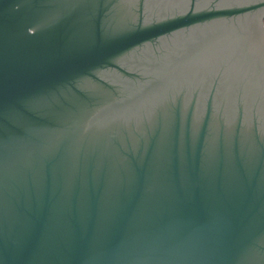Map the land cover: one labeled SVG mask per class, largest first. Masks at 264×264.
<instances>
[{
    "label": "water",
    "instance_id": "1",
    "mask_svg": "<svg viewBox=\"0 0 264 264\" xmlns=\"http://www.w3.org/2000/svg\"><path fill=\"white\" fill-rule=\"evenodd\" d=\"M264 0H0V264H264Z\"/></svg>",
    "mask_w": 264,
    "mask_h": 264
},
{
    "label": "rangeland",
    "instance_id": "2",
    "mask_svg": "<svg viewBox=\"0 0 264 264\" xmlns=\"http://www.w3.org/2000/svg\"><path fill=\"white\" fill-rule=\"evenodd\" d=\"M263 25H264V22H263Z\"/></svg>",
    "mask_w": 264,
    "mask_h": 264
}]
</instances>
